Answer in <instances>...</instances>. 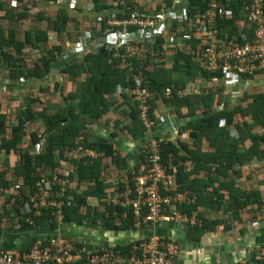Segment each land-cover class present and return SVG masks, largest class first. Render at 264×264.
<instances>
[{"label":"crops","instance_id":"obj_1","mask_svg":"<svg viewBox=\"0 0 264 264\" xmlns=\"http://www.w3.org/2000/svg\"><path fill=\"white\" fill-rule=\"evenodd\" d=\"M1 1L3 3L5 1V11L0 12V45H3L0 51L4 52V54L0 52V56L5 61L0 62V109L7 116L6 132H10V125L16 122V119H14L15 114L26 106L29 93H33L39 99L37 103L39 101L43 103L39 108L47 109L49 113L62 112L64 108L69 109L71 105H76L75 117L77 122L87 124L85 125L87 131L86 140L89 142L98 139L107 141L113 146L114 153L121 161L117 167L111 158L105 156L104 153L86 148L97 153V156L90 160H96L95 162H97L96 164L99 167V178L104 184L103 197L99 199L89 197L86 201L90 207V216L95 220L94 222L88 220L78 224L76 222L64 223L53 220L52 223H55V227H53L49 220H44L43 222H35L33 220L32 224L26 221L28 225L8 227L6 222L3 223L0 220V249L11 253H23L37 240H49L50 238L61 237L71 239L74 242L80 241L84 243L89 251H96L112 245H129L130 248L134 243L149 240L152 237H159L170 240L177 246L176 254L172 256L169 264H234L241 261L252 262L258 250L264 248L263 159H253L243 166L228 169L226 177L219 176L221 181H232L234 186L246 195L239 197L238 200L242 202L248 201L246 203L248 205L240 209L236 217L233 216V209L214 211L205 206H198L197 210L201 212L203 219L219 221L214 228L208 227L198 238L197 234L193 233V231L190 234L188 231L189 227H200L198 225H179L171 222L149 223L141 228H136L133 226L132 217H129V228L115 229L108 227L112 226L110 221L112 217L116 216V211L113 210L114 213L107 212L104 216L107 205L112 209L115 206L122 208L124 210L122 217L126 216L125 218H127L126 212L131 211L130 208H124L119 205L118 197L122 192V190L120 191L121 185H123V188H125L127 183L130 186L132 185L130 172L135 170L141 162V149L146 136L143 133L142 137L134 138L126 129L131 124L130 105L134 103L135 98L130 94L129 96H125L127 91L120 83L113 86L112 92L104 95L105 99H110V102L106 111L97 118H90L88 111H83L82 106L80 108V97L74 101L71 98L65 99L70 92L77 91L79 95L78 91L83 87L86 77V74H83L81 77H77V79H72L67 72V64L73 59L76 62H82L84 55L95 52L104 41L102 37L93 36V32L96 33L98 31L97 28H93L90 25L93 21L92 18H94L92 15L95 13L92 8L93 5H91L89 0H63L61 4L65 6L68 14L76 19V21L69 22L66 31L62 32L59 36L51 28L52 23L44 20L45 18L40 20L39 15L43 14L47 19L49 17L48 12L57 8L56 6L61 5L60 0H28V2L24 3V7H20L19 2L18 5L14 3L15 0ZM77 1H79L78 6H76ZM86 1L88 4H86ZM132 1L136 5L132 9L129 8V12H137L160 18L159 25L166 31H169V39L168 37L165 39L157 37L155 40V32L153 30L140 31L133 29L129 30V41L137 42L145 47H154L155 49L159 48V46L158 48L156 47L158 40L161 43L173 41L176 44V49L173 50L172 55L167 54L162 56V60L159 59V56L158 58L148 56L145 66L149 70L162 69L168 71L177 60L175 59L177 54H192L191 51L197 47L198 42L195 32L196 28L193 25L191 26V23L185 24L189 19L182 22L174 19L176 15H184L183 13H186L188 18L190 17L188 16L190 12V0H170L169 3H167L168 0H165L164 6L160 2L155 4L149 0ZM112 5L113 8L110 10V13L120 12L121 8L119 9L116 3H112ZM23 8L27 14L26 19L18 17L14 19L13 15L19 13ZM39 29L47 33V40L39 43L40 47L33 48L31 44L34 42L33 36ZM192 31L194 33L190 41L183 42L180 39L179 36L181 34L184 32L191 33ZM78 32L81 33L75 38ZM60 37L63 38V42L59 43ZM84 38H88L89 44L85 46V52L83 53L81 51L83 50L82 46L79 48L76 47V44L83 41ZM115 38L114 36H109L107 40L113 41ZM4 39L5 41L3 42ZM7 39L8 41H6ZM27 39H31L30 42H27ZM57 43L62 46L63 52L58 55L56 60L54 59L50 62L48 73L40 74L38 69L43 70L42 72L45 71V68L41 65L40 58L47 55L52 46ZM180 58L183 57L180 56ZM134 61L138 62V65L129 69V76L131 75V78L140 65V60L135 59ZM192 62L190 68L194 71L191 75H188L186 70L182 68L179 71H173L170 73L171 75L166 74V76L170 75V79L174 82L170 86H180L182 89L183 96L180 98L189 95L201 97L206 94L208 95V92H210L212 94L211 99L208 100L210 109L206 110V107L199 102L193 107L194 114L188 116V109L186 107L180 108V111L177 112L174 111L173 106H170V104L168 105L161 100H156L153 115L157 121L152 136L162 139V143L171 142L176 145L182 143L190 149H194L196 145H200L201 152L211 155L215 152L214 147L208 142L211 135H207L208 139L201 136L195 140L191 137L189 132L192 129L191 126H194L193 121L204 116L208 117V115L219 111L230 112L238 110L241 114L239 118H235L234 116L231 122H226L222 119L218 127L225 128L228 131V136L238 141L237 156L244 154L250 142L248 141L249 139L242 140L243 142L240 141L243 136L246 138H250L251 135V137L258 138L264 136V129L260 124L254 122L251 113L248 112L255 95H264V75L247 78L220 76L219 82L209 83L208 79L210 78L207 77L208 75L203 76L200 72L197 73V68H194L195 63L193 60ZM10 64L14 65L8 67ZM178 64L183 67L181 60ZM12 69L16 70V78L10 76V70ZM36 71L38 75L34 74ZM142 75L143 80L146 81L143 73ZM158 75L160 79L165 77L162 74L160 75V73ZM130 84L133 85V78ZM132 87L129 85V89ZM32 99L34 100L35 98ZM34 106L37 108L38 105L34 104ZM90 119L92 120L90 121ZM61 121V124H64L66 119L64 118ZM241 121L252 123V129L248 133L244 132L242 134L239 132L238 127L243 126L239 123ZM27 127L31 126L27 125ZM36 127L37 125L35 124L34 128ZM28 137L29 135L25 136L23 144L28 142ZM85 138L84 136H79L78 142L84 141ZM77 146L83 147L81 144H77L74 147ZM258 148L264 151V140L259 142ZM65 154L66 150L58 161L60 176L65 173L71 174L75 170L72 163L74 160H67ZM0 156L5 157L4 154H0ZM184 156L183 152H177L173 159ZM0 163L2 164H0V169H2L3 163ZM209 163L212 166L211 169L218 166L216 163ZM179 164L184 165L188 170H192L193 168V163L187 158H184V162L180 161ZM168 165L172 170L174 169L177 177L176 165L170 161ZM205 174L207 173L202 171L198 176L203 177ZM211 174L214 173L211 172ZM5 176L12 179L13 175L6 171ZM68 181L67 190L70 188H76V190H87L88 187L95 188L91 181H83L79 185L76 179H71V176H68ZM178 188L179 184L177 183V190ZM20 190L21 188L19 187L18 191L12 192V198L10 197L9 200L8 196L10 194L4 195L0 204L8 201L7 205L14 206L15 200L22 201L19 197ZM183 190L178 191L182 192ZM189 191L194 196V203L196 204V196L191 190ZM219 194L222 197L223 204H229L227 190L221 189ZM26 202L22 201V207ZM184 204L185 202L178 204L176 209L181 211L179 206ZM83 208L85 209L86 206H83ZM118 220V217H116V221ZM130 220L132 221V225L130 224ZM190 229L192 230L193 228Z\"/></svg>","mask_w":264,"mask_h":264},{"label":"trees","instance_id":"obj_2","mask_svg":"<svg viewBox=\"0 0 264 264\" xmlns=\"http://www.w3.org/2000/svg\"><path fill=\"white\" fill-rule=\"evenodd\" d=\"M55 1V0H52ZM20 3V7L25 6V2L28 0H15L14 3L17 5ZM63 0H60V4ZM91 5H93V13L92 22L99 26L98 31L93 32V36L103 37V33L105 32L107 26V22L109 19L114 17L116 20H121L129 16V8L132 9L136 4L133 3L132 0H89ZM170 0L167 1L169 3ZM5 3V1H4ZM0 0V12L5 11V4ZM112 3H116L117 7H119L120 12L116 11V13H110L113 5ZM56 13L53 18L44 17L43 14L39 15L40 20H48L52 23L51 28L55 31L59 36L62 32L66 31V27L69 22L76 21L72 16L68 14L64 5L56 6ZM74 8V7H73ZM190 12L188 16L189 21L185 24H190V20L193 21L194 17H198L201 13L204 12L205 3L203 0H190ZM228 8L232 11V15L229 18H225L222 21L218 22L217 32L218 35L224 36L226 34L231 36H235L238 42L241 43V39L238 35L239 26L237 25L238 20L244 19V12L242 6H240L236 1L229 3ZM109 10V11H108ZM16 19H26V12L24 8L19 12L13 15ZM97 16V17H96ZM93 28L97 26L92 25ZM194 27V26H193ZM118 30L117 28H113L110 36L116 37L113 41H103L101 46L95 51L84 55L82 62H76L74 59L67 64V72L72 77V79H77V77H81V75L86 74L85 82L83 83V87L78 91L79 95L76 92H70L66 98H71L72 101L81 98V102L79 104L80 108L82 106L83 111H88L90 118H97L102 115L108 105L110 99H105V94H109L112 92L113 86L117 83H120L122 87L127 91L125 96H129V85L132 82L131 75L129 76V58L122 57V39L119 38L118 33L114 32ZM194 30V29H193ZM78 32L75 38L80 34ZM194 31L191 32L193 34ZM249 38H251V32L247 31ZM11 35V34H10ZM9 35V39H10ZM129 35V31H128ZM28 36V34H27ZM34 42H32L33 48H38L39 43H43V41L47 40V33L43 30L37 31L33 36ZM87 37V36H86ZM90 37V36H89ZM29 38V37H27ZM74 38V39H75ZM86 39V45L89 44L88 38ZM31 40V39H30ZM27 39V42H30ZM5 39L3 40V42ZM8 41V39L6 40ZM63 42V38L60 37L59 43ZM80 41V40H79ZM77 42V41H75ZM73 42V43H75ZM112 44V45H111ZM161 44V41L158 40L157 48ZM82 46L83 53L85 46ZM112 46V47H111ZM3 48V45H0V50ZM80 48V47H79ZM4 54L3 51H0ZM63 52V48L60 44L53 45L52 48L48 51L47 55H44L40 58L41 65L45 68V71L38 69L40 74L48 73L49 64L52 60H56L58 55ZM0 53V54H1ZM7 55V54H5ZM183 58H180V56ZM177 59L170 70L165 71L162 69L149 70L147 66H145L141 71L144 74L145 80L143 83L144 87H148L150 91H155V97L149 101V111L154 114L155 112V101L161 100L166 104H170L173 106L174 111H180V108L186 107L188 109L187 115L194 114V105H197L199 102L202 103L206 110L210 109L209 99H211L212 94L208 92V95L196 96L189 95L184 98H173L167 100L163 98L162 92L164 88L170 86L174 83L170 79V73L175 70L184 69L188 75L194 71L190 66H192V54L184 53L177 54L175 56ZM180 60L183 63V67L178 64ZM89 61V62H88ZM88 62V63H87ZM133 66L138 65V62L132 60ZM10 64L8 67H10ZM187 65V66H186ZM186 67V68H185ZM197 68V73L200 72L203 76H206V73L203 72L199 66L194 64V68ZM38 72L34 73L38 75ZM165 76L160 79L159 74ZM166 74H170L166 76ZM10 76L16 78V70H10ZM75 82V81H74ZM77 84V83H75ZM35 98V97H33ZM39 99L28 98V102L23 109H20L17 114H15L16 122L10 125V132H6V123L7 116L0 109V154H4L5 157H10L8 161H11L10 166H7L5 162V166L3 165L2 170L0 172V183L6 188H12V186L16 183L19 184L20 190V199L22 201H28L29 195L35 190L36 181L39 179L41 174L46 175L49 178H54L55 176H60L59 170V159L62 157L65 149H70L77 144H81L84 148L94 149L97 152L104 153L105 156L111 158L112 162L118 167L120 164V158L116 156L113 150V146L109 144L107 141L103 139H98L92 142L86 140V126L87 124H80L77 122L75 117L76 113V105H71L68 108H64L63 111H57L54 113H49L47 109L35 107L34 104L37 103ZM264 95L258 94L255 95L254 101L250 106L248 112L251 113L254 122L260 124L264 129ZM111 104V103H110ZM78 105V104H77ZM209 105V106H208ZM131 106V124L126 127L128 133L134 138L142 137L144 133V128L138 118L139 112V103L135 101L130 105ZM69 111V112H68ZM205 111V110H204ZM240 113L238 110H233L230 112H216L208 115V117H201L193 121L192 129L190 130L191 137L195 140L199 139L201 136L206 137L210 134L211 137L208 139V142L211 146L214 147L215 152L209 155L206 152L200 151V145H196L194 149L188 148L185 144H174L171 142H163L161 145V157L162 161L165 165L169 164V161L176 165L177 167V183L179 184L178 190H191L196 196V204L195 199L193 203H186L182 206H179L181 212H184L188 215L195 214V216L201 221L200 227H189V234L191 231L197 234V238L204 233V231L208 227L214 228L219 221L218 220H207L203 219L201 212H198V206H205L209 209H213L214 211H218L220 209H233V216L236 217L240 209L245 208L248 204L246 202H242L239 197L246 196L242 192L238 190L237 187L234 186L232 181H221L219 176L223 177L227 176L228 169H234L235 167L243 166L245 163L256 159L264 160V151L259 150L258 145L259 142L264 140V136L261 137H251L246 138L243 136L240 141H244L249 139L250 142L249 147L245 150V153L237 156V143L238 141L230 138L228 136V131L225 128H219V122L224 119L226 122H231L233 117L239 118ZM66 119L64 124L62 123V119ZM68 118V119H67ZM90 119V121L92 120ZM40 121V122H39ZM238 121V120H237ZM38 122V123H37ZM243 126L238 127L240 133L249 132L252 129V123L248 121L239 122ZM37 125V129L31 131L29 134L26 132L27 125L31 127H35ZM229 124V123H227ZM191 125V124H190ZM85 129V131H84ZM251 132V131H250ZM8 135V136H7ZM29 135L28 142L24 146L25 136ZM79 136H84V141L78 142ZM207 141V140H206ZM242 141V142H243ZM43 142L42 152L40 154H30V150H36V145H41ZM209 145V146H210ZM28 146V147H27ZM235 151V152H234ZM177 152H183L184 157L173 159ZM228 152V153H227ZM227 153V154H226ZM226 154V155H224ZM184 158L190 160L193 164L192 170H188L184 165L179 164L180 161L184 162ZM96 160H76L73 161V165L75 170L72 171L71 179H76L77 182L82 183L83 181H91L95 188L88 187L87 190H76V188L68 189L64 198L70 199V206L64 208V219L63 222H76L78 224L83 221H95L92 216H90V207L87 205V198H101L104 196L103 193V182L99 178V167L97 166ZM216 163L218 166L211 169L212 166L210 163ZM2 165V164H1ZM1 167V166H0ZM74 169V168H73ZM11 173L12 179L7 178L5 176V172ZM206 172L203 177H199L198 175L202 172ZM213 172L214 174H211ZM193 176V177H191ZM121 185V184H120ZM123 185H121L120 191H123ZM221 189H226L228 194L229 204H223V200L219 191ZM30 191V192H29ZM29 194V195H28ZM215 195L217 196L215 197ZM12 198V194L8 196ZM15 198V197H13ZM22 201L15 200L14 206L7 205L8 201H4L0 204V220L3 223L6 222L8 227L13 226H22L28 225L26 222V213L22 208ZM83 206H86L84 209ZM116 211V216L111 218L110 223L112 226H108L115 229L121 228H129V217L131 216V211H127V218L122 217V213L124 210L119 206H115L113 209L106 206L105 213L110 212L114 213ZM85 211V212H84ZM116 217H118V221H116ZM44 220H49L51 225L55 227V223H52L53 217L49 214V212H44L38 218H35L34 221L43 222ZM118 223V224H117ZM130 224L132 225V221L130 220ZM190 228H193L192 230ZM138 243V242H137ZM115 246V245H114ZM125 254L129 253V245L128 246H116ZM139 254V253H138Z\"/></svg>","mask_w":264,"mask_h":264},{"label":"built area","instance_id":"obj_3","mask_svg":"<svg viewBox=\"0 0 264 264\" xmlns=\"http://www.w3.org/2000/svg\"><path fill=\"white\" fill-rule=\"evenodd\" d=\"M164 6L165 0H158ZM204 12L197 18L190 20L196 30L197 47L192 49V60L208 76L209 83L219 82L220 76H234L247 78L264 75V0H234L242 6L244 19L238 20V35L241 43L235 36L218 35V22L232 15L228 8L233 0H203ZM176 15L175 20L187 21L186 13ZM160 18L137 12H129V16L121 20L112 17L108 26H116L118 31L128 33L129 30H153L157 37L169 39V31L159 25ZM111 29H107L109 33ZM247 31L251 32V38ZM172 36V35H171ZM174 37V36H172ZM180 39L190 41L192 34L184 32ZM122 57L129 58V69L133 68L132 60H140V65L132 74L133 87L129 94L139 103V120L144 128L145 141L141 149V162L130 172L132 185L126 186L119 199L120 206L131 209L133 226L141 228L149 223H176L179 225H198L201 221L195 214L188 215L178 211L180 203L194 202V196L189 190H177L176 174L169 165H165L161 157L162 139L153 137L156 126V117L149 111V101L155 97L143 86L144 80L141 69L146 65L148 56H155L162 60V56L172 55L176 49L173 41H166L154 47H145L137 42H121ZM86 45V39L76 44ZM112 45V44H111ZM112 47V46H111ZM163 98L170 100L183 96L180 86H167L162 92ZM39 145H36V148ZM97 153L81 148H72L67 152V159L83 157L94 158ZM69 185L68 173L62 176L49 178L41 174L36 181L35 190L22 207L26 213L25 220L32 224L35 218L44 212H49L54 221L63 222L64 208L70 206V200L64 198ZM16 184L12 188L0 185V201L6 194L19 189ZM176 209V210H175ZM116 246L89 251L84 243L71 239L56 237L49 240H37L23 253H11L0 249V264H169L176 254L177 246L170 240L152 237L134 243L128 254ZM139 253V254H138ZM234 264H264V248H260L248 263L241 261Z\"/></svg>","mask_w":264,"mask_h":264},{"label":"rangeland","instance_id":"obj_4","mask_svg":"<svg viewBox=\"0 0 264 264\" xmlns=\"http://www.w3.org/2000/svg\"><path fill=\"white\" fill-rule=\"evenodd\" d=\"M81 1V0H80ZM137 2H139V0H136ZM150 2H152V3H158L159 1L158 0H149ZM87 2V1H86ZM78 3H79V1H77V4H76V6H78ZM86 4H88V2L86 3ZM51 12V13H50ZM50 12H48V18H53L54 16H55V13H56V8L55 9H52V11H50ZM91 23V22H90ZM90 25H95V26H97L96 28H99V26L98 25H96L95 23H91ZM92 27V26H91ZM80 35V34H79ZM110 36V33L109 34H107L106 36L103 34V37L102 38H104V40L105 41H107V39H108V37ZM107 37V38H106ZM69 45V44H68ZM70 46V45H69ZM12 52V51H11ZM2 61H5L1 56H0V62H2ZM30 95L27 97V98H33V93H29ZM35 97V96H34ZM36 98V97H35ZM36 105H38L37 107H40L41 105H43V103L42 102H38V103H36ZM37 129V127L36 128H34V127H27V129H26V132L29 134L30 133V131H34V130H36ZM26 144H24V146H25ZM28 147V146H27ZM42 147H43V142L41 143V145L40 146H38L37 148H36V150L34 151V150H30V154H40L41 152H42ZM73 148V147H72ZM65 150H67V149H65ZM10 157L8 156V157H4L3 158V156H0V162H2L3 163V165L5 166V162H6V164H7V166H10L9 164H11V161H8V159H9ZM1 164V163H0Z\"/></svg>","mask_w":264,"mask_h":264},{"label":"bare ground","instance_id":"obj_5","mask_svg":"<svg viewBox=\"0 0 264 264\" xmlns=\"http://www.w3.org/2000/svg\"><path fill=\"white\" fill-rule=\"evenodd\" d=\"M110 20V19H109ZM108 20V21H109ZM107 26H108V22H107ZM113 28H117L118 30H119V28L118 27H116V26H108L107 28H106V30L107 29H111L110 30V35H111V32H113L112 31V29ZM106 30H105V32L103 33L105 36L107 35V34H109V33H107L106 32ZM118 30H115L114 32H117L118 33ZM118 36H119V38H121L122 39V42H128L129 41V35H128V33H123V32H121V31H119V33H118ZM107 38V37H106ZM109 38V37H108ZM107 41H109V40H107ZM76 44V43H75ZM122 44V43H121ZM121 48H122V51H124L123 50V46H121ZM73 148H81V149H83V150H89V149H86V148H83V147H80V146H77V147H73ZM72 148H70V149H67L66 150V154H65V157H66V155H67V152L69 151V150H71ZM92 151V150H91ZM66 159H67V157H66ZM83 159H88V160H90V159H92L91 157H83V158H78V159H67V160H70V161H75V160H83ZM129 186V183H127L126 185H125V188H126V186ZM125 188H124V190H125ZM124 190L122 191V192H124ZM121 192V193H122ZM121 193L119 194V197H118V203H119V199H121V197H120V195H121ZM33 194V193H32ZM70 200V199H69ZM120 205V204H119Z\"/></svg>","mask_w":264,"mask_h":264}]
</instances>
